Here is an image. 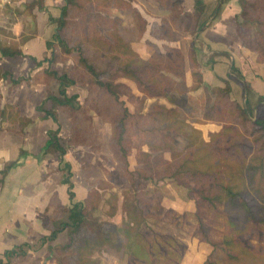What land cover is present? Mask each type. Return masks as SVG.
<instances>
[{"label": "trees", "instance_id": "1", "mask_svg": "<svg viewBox=\"0 0 264 264\" xmlns=\"http://www.w3.org/2000/svg\"><path fill=\"white\" fill-rule=\"evenodd\" d=\"M155 1L158 7L165 8L167 13L159 22L151 23L149 33L154 38L166 41L167 44L164 51H160L155 43L149 41L147 56H142L125 40L117 23L107 16L110 8L134 10L133 0H64L60 15L56 18L50 17L57 25L51 40L46 42V47L52 56L53 41L61 43L65 54L72 58L73 65L68 75L58 74L54 70L43 71L46 81L54 80L58 87L56 93H50L46 98L50 101L49 108L43 109L45 115L57 126L47 131L48 137L42 152L59 159L62 183L67 186L71 203L67 207L54 208L50 233L42 240L54 239L59 232L67 230V241L55 248L58 264H99L94 254L106 246L116 251L121 250L125 243L119 237L123 235L128 243L132 234L139 229L144 216L140 207L138 213L131 216L121 231L114 223L101 222L95 217L94 212L100 198L97 187H92L83 201L73 200L71 166L64 159V155L69 145L84 142L70 140L66 142L58 135L60 127L56 110L67 113L71 127L74 128L75 112L82 107L78 102V95L68 94L66 89L77 83H86L89 96L92 93L103 94L104 100L111 99L118 108V114L112 118L99 106L98 99L91 104L94 113L101 116L103 121L110 122L113 127L110 138L111 150L116 163L121 165V168L118 166L117 169L122 175L125 174L128 182L122 208L128 210L127 202H139L138 195L133 190L134 175L143 181L171 179L186 189L188 200L195 202L201 200L210 207H221L225 219L221 241L225 252V264H264V248L259 249L237 241L238 235L245 231L248 225L255 227L264 222V217L258 219L259 221L256 218V210L264 212V137L262 134L257 136L255 134L261 131L264 122L259 119L252 120V107L247 97L242 104L230 99V86L227 82L223 86L210 87V91L203 85V75L193 47L189 48L187 54L192 80L189 90L193 91L200 87L203 89L201 116L195 118L192 106L171 92L175 88L168 74L181 76L184 73L183 55L172 43L176 35L188 33L193 13L184 10L177 0ZM32 5L30 3L27 7L31 9ZM194 11H200V8L196 7ZM181 18L184 20L181 21ZM143 22L144 31L145 20ZM246 22L254 25L253 34L247 27L249 24L245 25ZM70 25L75 28L73 33L78 31L76 26H83L84 30L70 37L68 36ZM95 25L108 28L105 32L94 31L92 29ZM242 25L245 26L244 30H241ZM196 30L197 32L201 30L200 24ZM236 32L241 44L255 53L257 62L263 63L264 0H252L249 9L246 7L240 9L236 16ZM19 53L17 46L0 40L1 55ZM51 56L45 60L50 61ZM2 73L0 69V75ZM245 88L247 91V86ZM141 97L163 99L171 106L155 101L145 113H141L137 111ZM260 98L264 99V95ZM182 113L194 119L196 126L192 125V131L196 133L194 139L198 145L194 146L183 159L173 162L172 151L163 137L172 121L178 119ZM7 115L16 114L7 112L5 108L0 109V116ZM131 118L135 119L134 121L137 118H145L151 129L144 132L148 138L144 135L143 138L138 136L131 141L127 139L128 121ZM228 119L237 123L242 130L241 133L235 132V138L223 145L220 144L223 134L234 130V124L229 123ZM23 122L24 120L20 125ZM206 123H213L219 128L209 130L204 135L200 126ZM251 141L257 143V149L250 147ZM12 164L5 165L1 170L2 176ZM131 193L133 198L129 199ZM251 200L256 206H251ZM263 227L260 226L258 229L262 230ZM211 244L214 246L213 242ZM28 247L26 244L18 245L6 250L3 256L5 259L23 256ZM0 264H4L1 259ZM203 264L212 263L206 260Z\"/></svg>", "mask_w": 264, "mask_h": 264}, {"label": "crops", "instance_id": "2", "mask_svg": "<svg viewBox=\"0 0 264 264\" xmlns=\"http://www.w3.org/2000/svg\"><path fill=\"white\" fill-rule=\"evenodd\" d=\"M177 1L184 10L193 13L189 32L196 45L200 41V53L209 54L204 81L220 86L227 76L236 74L241 81L236 84L244 94L243 101L247 97L252 116L264 122V99L260 98L264 95V62H257L254 53L241 44L237 35L239 1ZM30 3L33 4L31 9L27 7ZM63 4L64 0H13L0 9V40L20 50L14 55L0 54L3 72L0 75V109L16 114L0 116V259L4 264H58L55 248L61 239L67 241L66 230L54 239L42 240L50 233L54 208L67 207L71 203L67 186L62 183L59 159L42 152L47 131L57 126L43 109L50 106L46 98L50 90H54L52 86L58 87L54 80L48 87L43 71L54 70L68 75L73 65L61 43L53 41L52 56L46 47L55 31L50 17H58ZM196 7L200 11H194ZM198 24L201 25L199 32L196 30ZM50 56V61L45 60ZM232 87L236 89L235 85ZM62 112L56 110L58 135L65 140L63 131L68 130L70 119L64 118ZM83 149L82 144L69 145L66 149L64 159L73 173L81 166L79 154L75 153ZM9 163L13 164L2 176L1 170ZM88 188L86 186L80 194L72 189L73 200L83 201L91 189ZM35 243L38 245L33 246ZM21 244L29 246L25 255L5 259L6 250Z\"/></svg>", "mask_w": 264, "mask_h": 264}, {"label": "rangeland", "instance_id": "3", "mask_svg": "<svg viewBox=\"0 0 264 264\" xmlns=\"http://www.w3.org/2000/svg\"><path fill=\"white\" fill-rule=\"evenodd\" d=\"M238 1L240 9L242 7L249 9L252 2V0ZM133 6L136 10L131 8H110L107 16L117 23L125 40L142 56L148 55L149 41L155 43L160 51H164L167 42L151 36L149 25L152 22H159L160 18L166 15L167 10L159 8L155 0H133ZM144 20L146 27L143 31ZM180 20L183 21L184 19L181 18ZM53 24L56 26L57 22L55 21ZM247 24H249L247 27L253 34L255 32L254 25L249 22L245 23V25ZM76 27H78V31L74 33L73 29L75 28L71 25L68 27V36L71 37L84 30L83 26ZM107 28L106 26L98 27L95 25L92 30L105 32ZM244 29L245 26L242 25L241 30ZM193 42V35L189 31L185 35L175 36L172 45L177 46L183 55L184 66L182 71L184 73L181 76L168 75L173 81V87L175 88L171 92L189 103L193 108V115L198 118L202 113L201 98L204 92L201 87L193 91L189 90L192 80L187 54L189 48L193 47L203 77L204 67H206V60L209 58V54L207 52L200 53V41H197L198 46L193 44ZM222 81L220 86H223L225 82L230 86V99L242 104L244 94L237 87L239 85L236 84V81L240 83L241 81L237 79L236 74L232 75V77L227 76ZM46 82L49 87L53 81ZM203 85L209 91L210 87L216 86L204 81V78ZM234 85L236 89H233L232 86ZM52 88L54 90L51 91V89L50 93H56L57 88L53 86ZM67 91L68 94L78 95L77 99L82 109L75 112L74 128L71 127L69 115L62 112V116L69 121L68 130L65 129L63 131V135L66 136L64 141L84 142L82 143L83 151L75 153L76 156L79 154L78 159H80L81 166L80 170L78 169L74 173L71 170L72 189L80 194L86 186L89 187L88 189L97 187L100 198L98 207L94 212L95 217L101 222L114 223L121 231L124 230L125 224L129 222L131 216L138 213L140 207H142L144 213L139 229L132 234L128 243L123 235L119 237L125 243L121 250L116 251L114 248L106 246L99 253L94 254V258L99 261V264H203L206 260H209L212 264H225V252L221 245L225 219L221 212V207H210L201 200L198 202L188 200L186 189L181 185H177L173 180L166 178L143 181L134 175L135 186L133 190L137 193L139 202H127L126 208L128 210L122 208L123 195H125L124 192L127 190L126 183L128 182L125 174L122 175L120 170L117 169L118 166L121 168V165L116 163V158L111 150L110 138L113 127L110 122L103 121L101 116L94 113L91 109V104L98 99L99 106L106 110L108 116L112 118H115L118 114V108L111 99L104 100L103 94L92 93L89 96L86 83L71 85L67 87ZM155 101L163 102L169 107L171 106L163 99L154 100L141 97L138 101L140 107H138L137 111L145 113L150 104ZM251 118L252 120L255 119L254 116H251ZM134 120L131 118L128 121L127 139L131 141L137 139L138 136L143 138L144 135L145 138H148L144 132L148 129L151 131V129L145 118ZM228 122L232 125L234 124V130L223 134L222 140H220V144L223 145L235 138V132L241 133L242 130L231 119H228ZM192 125L196 126L194 119L182 113L178 119L172 121L168 132L164 134L163 139L172 151L173 158L171 160L173 162L178 161L180 158L183 159L192 151L194 146L198 145L194 139L196 133L192 131ZM200 127L204 135L209 130L213 131L219 128L213 123H206ZM262 127L261 131L255 133L256 136L262 134L264 137V125ZM249 138L253 140L251 137ZM251 144L250 147L252 149H257L256 142L251 141ZM70 146L74 147V144ZM132 198L131 193L129 199ZM250 204L252 207L256 206L253 200L250 201ZM256 214L257 220L263 219L264 212L256 210ZM253 223L250 222V224ZM260 226L263 227L264 222L255 227L248 225L247 229L238 235L237 241L251 244L259 249L264 248V227L260 230L258 229ZM64 234H67V230ZM63 238L65 239L66 237ZM61 240L62 242L57 244L58 246L65 243L63 239ZM212 242L214 246L211 244ZM37 245V243L33 244V246Z\"/></svg>", "mask_w": 264, "mask_h": 264}, {"label": "built area", "instance_id": "4", "mask_svg": "<svg viewBox=\"0 0 264 264\" xmlns=\"http://www.w3.org/2000/svg\"><path fill=\"white\" fill-rule=\"evenodd\" d=\"M13 0H0V9L10 5Z\"/></svg>", "mask_w": 264, "mask_h": 264}]
</instances>
